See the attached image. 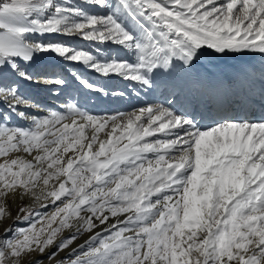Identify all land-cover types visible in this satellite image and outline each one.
<instances>
[{"label":"snow or ice","instance_id":"6c2138e0","mask_svg":"<svg viewBox=\"0 0 264 264\" xmlns=\"http://www.w3.org/2000/svg\"><path fill=\"white\" fill-rule=\"evenodd\" d=\"M53 35L94 42L96 53L31 39ZM43 54L136 82L165 103L93 115ZM257 54L264 0H0V81H11L0 84V223L11 218L9 199L56 205L39 219L18 208L30 226L4 228L0 264H264V72L239 100L225 97L229 108L208 126L192 95L215 71L201 59ZM71 76L85 95H107ZM19 82L58 86L69 99L63 111L29 117ZM234 104L250 117L229 115ZM13 114L29 127L9 126Z\"/></svg>","mask_w":264,"mask_h":264},{"label":"bare ground","instance_id":"6f19581e","mask_svg":"<svg viewBox=\"0 0 264 264\" xmlns=\"http://www.w3.org/2000/svg\"><path fill=\"white\" fill-rule=\"evenodd\" d=\"M69 3L80 5L82 3V0H69ZM90 12L95 13L96 9H88ZM33 40H54V41H63L68 43L70 46L74 48H79L82 50H86L92 53H96L97 45L94 42H88L83 41L78 37H62V36H56L53 35L51 37L45 36V37H31ZM101 48L106 49H115L116 46L107 44V45H100ZM115 54V53H113ZM45 57V61L51 65L54 70L55 74H58L69 81V83H72V90H71V96L79 100L81 106L84 107L85 110L89 111L93 115H113L117 114L118 112H131L134 109L157 104L154 102V100H157L158 103H161L164 101L163 97L159 94V92H149L148 90L142 89L139 84L133 81H125L120 77L117 76H110V77H103L100 76L97 73L92 72L89 69H86L83 67V65H78L75 63H70L66 61H62L59 58L55 57L52 54H43ZM103 55V53H101ZM129 61H132L134 57L128 56L127 57ZM245 59H234V58H226L223 60H209L207 58H203L199 61V64L204 69H208L209 67H212L215 71L213 74V77L215 75H220V73L229 71L230 67L238 66L240 65ZM261 67L264 69V64L261 65ZM75 71L79 75L83 76L86 80L94 83L97 86L105 88L107 95H99V98H97L98 94L96 93H87L84 94L86 90H83L80 88V86L76 83H73V78L71 76V73ZM262 73V70L258 71V75ZM212 81V79L210 80ZM10 80L0 81V84H7L10 83ZM208 84V83H207ZM207 84L203 86V89H208ZM213 87L211 86V89ZM50 89V90H49ZM199 89V92L201 93V89ZM113 91L122 92L123 95L119 97H114L111 95ZM19 92L22 96H24L28 101L29 105H32L31 107L27 106H21L20 110L25 111L26 114L30 117L32 115H36L38 117H43L48 115L51 111H63L61 108L62 102L68 101V96L65 94H61L58 86H43V85H33L28 84L27 82H19ZM124 97H128V102H124ZM165 102V101H164ZM197 105H195L196 110ZM183 109L187 112H193V107L190 108L189 106H184ZM5 111V108L2 104H0V113ZM196 118V117H195ZM197 122L200 123L202 126H208V124H202L199 120V118H196ZM31 124L30 120L27 119H21L15 114L12 115V119L9 122V126H19V127H29ZM23 156L25 159H31V157L27 156V154L24 153H15L13 156ZM10 201V200H9ZM19 201L16 200L13 202V204H17ZM29 205H34L39 207V209L33 210L34 219H38L35 214L39 213L40 216H47L51 212L55 210L56 205L48 204L47 207H40L39 203L33 204L31 199H28ZM8 203V202H7ZM46 203V202H45ZM60 202L57 201V204ZM111 223H114L115 220H111ZM98 223V222H97ZM104 225H100L96 229L93 230L92 233L84 232L82 234H79L76 240H80L81 242L73 244L71 247L78 248L79 245L85 244V237H90L91 235L95 234V232L102 231ZM66 233L69 235V233L66 231ZM67 235V236H68ZM66 236V237H67ZM54 251V249H53ZM69 250H66L65 252H62L59 254V257H63L65 260L67 259Z\"/></svg>","mask_w":264,"mask_h":264},{"label":"rangeland","instance_id":"374dc122","mask_svg":"<svg viewBox=\"0 0 264 264\" xmlns=\"http://www.w3.org/2000/svg\"><path fill=\"white\" fill-rule=\"evenodd\" d=\"M164 99V98H163ZM155 103H158L157 100H154ZM165 103L164 101L161 102V104ZM3 158H0V162H2ZM10 200V201H9ZM7 202V208L11 213V218L9 219H5L2 223H0V240L5 239V234H4V228L8 227L9 225H11L13 227V229L15 228H28L30 226V222L29 221H25L22 219V217L20 219H16L17 217V213H18V208L21 206H25V207H33L29 205V201L28 199H24V200H19L17 204H13L12 200L9 199ZM34 209H39V207L34 205ZM39 219V218H38ZM37 227H39V224L37 225ZM10 235V234H9ZM63 235L66 237L68 234L66 233V231L63 233ZM88 237H85V240H88ZM81 242L80 240H76L74 242V244Z\"/></svg>","mask_w":264,"mask_h":264}]
</instances>
